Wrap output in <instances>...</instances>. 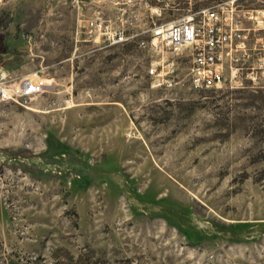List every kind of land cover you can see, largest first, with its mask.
<instances>
[{"label": "rangeland", "instance_id": "374dc122", "mask_svg": "<svg viewBox=\"0 0 264 264\" xmlns=\"http://www.w3.org/2000/svg\"><path fill=\"white\" fill-rule=\"evenodd\" d=\"M207 6L137 0L126 31ZM77 15L0 0V70L47 83L0 101V264H264V69L194 89L189 48L168 76L171 50L78 40Z\"/></svg>", "mask_w": 264, "mask_h": 264}, {"label": "built area", "instance_id": "2783aa9c", "mask_svg": "<svg viewBox=\"0 0 264 264\" xmlns=\"http://www.w3.org/2000/svg\"><path fill=\"white\" fill-rule=\"evenodd\" d=\"M96 1L103 0H71L78 11L75 31L78 40L92 42L97 47L133 41L142 50L156 53L171 50L176 57L165 65L168 76L175 72L181 51L189 48L188 79L194 89L219 86L225 79L236 84L241 81L244 67L246 77L254 80L256 71L264 69L263 0L260 5L245 9L239 7L242 0H209V6L172 21L151 18L144 28L132 33L126 31L124 12L125 6L136 4L137 0H104L115 6L114 17L107 15L99 5L92 7ZM87 5L92 7L89 14L83 12ZM243 21L249 25L244 26ZM250 32L258 35L252 45L248 43ZM254 50L262 53L256 57V64L251 58ZM152 73L157 76L158 84L171 83L170 77L158 78L162 68L160 72L152 68ZM46 85V80L35 73L16 78L0 70V101L27 102L41 93Z\"/></svg>", "mask_w": 264, "mask_h": 264}, {"label": "crops", "instance_id": "0c3cea01", "mask_svg": "<svg viewBox=\"0 0 264 264\" xmlns=\"http://www.w3.org/2000/svg\"><path fill=\"white\" fill-rule=\"evenodd\" d=\"M253 54V53H252Z\"/></svg>", "mask_w": 264, "mask_h": 264}, {"label": "flooded vegetation", "instance_id": "af4514ba", "mask_svg": "<svg viewBox=\"0 0 264 264\" xmlns=\"http://www.w3.org/2000/svg\"><path fill=\"white\" fill-rule=\"evenodd\" d=\"M160 1V0H159Z\"/></svg>", "mask_w": 264, "mask_h": 264}]
</instances>
